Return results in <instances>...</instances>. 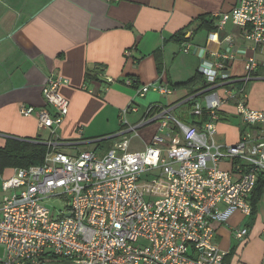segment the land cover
Wrapping results in <instances>:
<instances>
[{"label": "crops", "instance_id": "0c3cea01", "mask_svg": "<svg viewBox=\"0 0 264 264\" xmlns=\"http://www.w3.org/2000/svg\"><path fill=\"white\" fill-rule=\"evenodd\" d=\"M237 3L0 0V148L9 139L42 141L49 151L104 156L126 137L120 114L130 105L137 109L127 116L130 125L170 109L182 123L200 128L209 117L193 116L195 100L189 99L205 87L200 68L218 63L225 66L229 79L219 80L214 89L224 102L214 140L228 146L246 134L253 136L256 128L244 123L237 107L244 103L264 111V48L247 39L248 28L231 23L218 28L220 15ZM181 31L184 36L175 38ZM250 59L257 66L247 72ZM51 78L61 80L59 92L69 101V113L56 137L40 129L35 117L19 114L22 104L37 110L45 107L43 88ZM159 83L168 84L173 94L138 95L144 85ZM197 99L204 102L203 95ZM160 124L153 122L139 136L132 135L129 150L144 151L153 136L165 135L168 131ZM17 169H0V204L3 182ZM260 194L254 214L252 208L251 216L237 213L228 223L215 225L216 241L228 253L223 264H264V187ZM243 229L247 236L235 239L233 232Z\"/></svg>", "mask_w": 264, "mask_h": 264}, {"label": "built area", "instance_id": "2783aa9c", "mask_svg": "<svg viewBox=\"0 0 264 264\" xmlns=\"http://www.w3.org/2000/svg\"><path fill=\"white\" fill-rule=\"evenodd\" d=\"M229 23L248 28L247 39L264 48V0H238L220 15L218 28ZM256 66L250 59L247 72ZM224 70L222 63L200 68L205 87L189 99L195 100L193 116L209 117L200 128L182 123L170 109L130 125L129 112H137L130 105L120 114L126 137L104 156L49 151L43 165L17 169L2 185L0 264H223L228 253L216 241L215 225L237 213L251 216V197L264 177V111L240 103L237 113L256 133L234 145L214 140L224 103L214 89L229 79ZM60 85L51 78L43 88L44 108L19 106L21 116L35 117L52 137L69 113ZM151 91L162 98L173 94L159 83L144 85L138 95ZM156 121L168 132L153 136L144 151L131 152V136ZM148 175L166 181L161 198H147L154 190L144 180ZM53 198L64 199L65 208H48L44 202ZM247 234L233 232L238 240Z\"/></svg>", "mask_w": 264, "mask_h": 264}, {"label": "trees", "instance_id": "16d2710c", "mask_svg": "<svg viewBox=\"0 0 264 264\" xmlns=\"http://www.w3.org/2000/svg\"><path fill=\"white\" fill-rule=\"evenodd\" d=\"M182 33L183 31L179 32L175 38L181 37V35L184 36ZM182 41H184V39ZM183 85H189V81ZM48 151L49 148L47 144L42 141H38V143H36L32 141L9 139L6 146L4 148H0V169L29 168L32 166L43 165ZM263 187L264 177L258 180L256 188L253 192L251 202L253 214Z\"/></svg>", "mask_w": 264, "mask_h": 264}, {"label": "rangeland", "instance_id": "374dc122", "mask_svg": "<svg viewBox=\"0 0 264 264\" xmlns=\"http://www.w3.org/2000/svg\"><path fill=\"white\" fill-rule=\"evenodd\" d=\"M202 103L204 104L203 101H201V104ZM190 113L192 114V111ZM144 180H146L148 186H152L154 184L153 187L154 190L152 191V196L150 197L149 195H147L148 199L149 198L157 199V198H161L164 195V192L167 187V183L165 180L158 179L154 175H148L147 177H144ZM44 203L51 210L57 209L58 212L59 210H63L66 206V202L64 201V199H60V198L49 199L46 200Z\"/></svg>", "mask_w": 264, "mask_h": 264}, {"label": "water", "instance_id": "95a60500", "mask_svg": "<svg viewBox=\"0 0 264 264\" xmlns=\"http://www.w3.org/2000/svg\"><path fill=\"white\" fill-rule=\"evenodd\" d=\"M68 216H70V215H68Z\"/></svg>", "mask_w": 264, "mask_h": 264}]
</instances>
